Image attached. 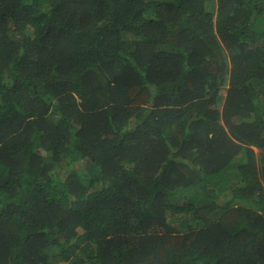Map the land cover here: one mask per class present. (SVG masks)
<instances>
[{"label":"trees","instance_id":"trees-1","mask_svg":"<svg viewBox=\"0 0 264 264\" xmlns=\"http://www.w3.org/2000/svg\"><path fill=\"white\" fill-rule=\"evenodd\" d=\"M0 264H264V0H0Z\"/></svg>","mask_w":264,"mask_h":264},{"label":"rangeland","instance_id":"rangeland-1","mask_svg":"<svg viewBox=\"0 0 264 264\" xmlns=\"http://www.w3.org/2000/svg\"><path fill=\"white\" fill-rule=\"evenodd\" d=\"M255 152H256V150L255 149H253Z\"/></svg>","mask_w":264,"mask_h":264}]
</instances>
